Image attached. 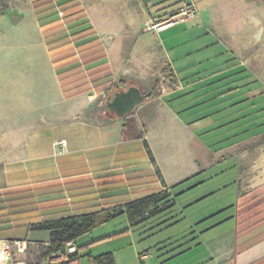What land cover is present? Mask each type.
Masks as SVG:
<instances>
[{"label": "crops", "instance_id": "1", "mask_svg": "<svg viewBox=\"0 0 264 264\" xmlns=\"http://www.w3.org/2000/svg\"><path fill=\"white\" fill-rule=\"evenodd\" d=\"M121 1L120 10L143 22V34L133 41L104 37L111 34L100 28L118 27L122 19L102 0H9L7 6L0 0V245L26 243L21 252L11 246L7 264H33L38 245L48 242L47 230L28 229L33 221L171 193L220 161L196 135L203 122L181 114L191 104L179 101L180 93L203 83L184 82L198 66H176L191 58L192 52L180 54L182 45L192 51L194 43H200L198 48L224 43L239 58L228 64V71L243 65L255 73L264 62V0H184L194 5L196 15L160 25L159 14L184 2L151 15L141 0ZM119 80L147 85V93L158 91L135 106L128 133L123 116L108 106L116 92L128 89H112ZM255 138L261 136L220 152L221 159L237 157L236 200L201 221L230 207L235 214L201 232L226 219L232 224L185 264H251L259 259L264 264V180L258 164L264 149L245 144ZM193 186L182 185L179 193ZM161 215L147 217L142 226ZM91 231L71 242L79 257L78 247L93 239ZM181 245L161 247L169 253L162 262L191 248ZM147 255L141 253L140 259Z\"/></svg>", "mask_w": 264, "mask_h": 264}, {"label": "rangeland", "instance_id": "2", "mask_svg": "<svg viewBox=\"0 0 264 264\" xmlns=\"http://www.w3.org/2000/svg\"><path fill=\"white\" fill-rule=\"evenodd\" d=\"M102 1H104L102 5L112 7L117 16L122 19L118 27L100 28L111 34L104 37L108 36L107 39L122 37L127 41H133L137 35L143 34L141 32L144 28L143 25L141 26L143 22L135 17L131 19L130 14L119 9L121 0ZM141 1L146 10L148 8L155 13L156 8L175 0ZM8 2L9 0H5L6 6ZM186 4L184 2L182 7ZM139 24L141 27L137 32L135 28ZM184 38L186 37L183 36L182 40ZM199 44L196 47L194 43L192 51L188 44L182 45L179 49L180 54L192 53L190 59L179 60L180 63H176V66L178 64L187 66L188 63L198 66L195 71L197 73L183 79L184 82L190 78L194 81H203L196 86L197 90L180 93L179 101L189 100L191 104V107L181 111V114L190 120L203 122L196 127V135L206 145L212 156L214 155L220 161L214 167L202 171L199 176L182 183L185 189L194 185L191 189L179 193L182 185L173 188L170 194L172 205L159 212L162 217L153 223L142 226L143 222H140L130 227L126 214L121 213L92 229L90 233L92 241L88 245L78 247L80 257L74 264H90L88 252L98 255L107 251L113 252L117 264H185L187 259L195 254L199 257L208 242L232 224L230 219H226L201 232L207 224L215 223L223 216L235 214L230 207L201 221L222 208L220 206L231 204L236 200L237 157L228 156L221 159L220 152L247 137L254 136H261V138L249 140L245 144L254 142L255 146L259 144L264 149V62L261 60V65L259 62V69L257 68L255 73L243 65L228 71L227 66L231 64L234 57L239 59L228 46L224 43L218 45L213 43L207 47L204 45L205 47L198 48ZM41 51L42 47L38 45L37 52L41 53ZM199 64L202 65L199 66ZM219 69L221 70L217 71ZM164 73L168 77L165 68ZM138 84L137 86L142 88L141 93L146 94L149 86L142 85L140 82ZM172 102L179 103L178 100ZM258 164L261 167L260 177L264 180V156H261ZM215 187L217 189L210 193ZM192 230L197 231L194 233ZM180 243H182L181 246L189 245L190 250L162 262L169 253H163L164 248L161 247L167 246L166 250ZM143 252L148 254L146 259H140V254ZM60 260L47 259L40 264H59Z\"/></svg>", "mask_w": 264, "mask_h": 264}, {"label": "trees", "instance_id": "3", "mask_svg": "<svg viewBox=\"0 0 264 264\" xmlns=\"http://www.w3.org/2000/svg\"><path fill=\"white\" fill-rule=\"evenodd\" d=\"M184 0H175L173 3L163 5L156 8L155 12H160L166 8L175 6ZM61 5V3H59ZM182 6L176 7L169 11H163L157 16L156 22L162 21L164 18H168L176 14ZM153 15V12L150 11ZM50 43H48L49 45ZM167 75L170 77V69L165 67ZM130 85H139L135 81L119 80L112 85L114 90H122L128 88ZM140 87V86H138ZM141 88V87H140ZM158 94L157 90L152 88L149 95L146 94L145 98L152 97ZM123 131L128 133L131 131L134 125V110H131L123 117ZM170 192L159 191L157 193H151L140 197L138 199L129 201L121 205H115L111 207H99L97 205H91L87 209L77 213L69 214L66 216H60L56 218L44 219L33 221L28 224L30 230H47L49 232V240L46 244H39L37 253L32 259L33 264H40L42 261L49 259L53 254L65 253L68 243L75 242L76 239L84 233L90 232L97 226L105 223L106 221L114 218L118 214L126 213L129 223L138 224L144 221L147 217L155 215L172 205L170 199ZM13 198H8L6 201H11ZM152 207L150 208V206ZM3 206L0 205V210ZM19 213V212H18ZM17 213V214H18ZM4 219V214H0ZM76 251L68 253L67 258L63 260V263H70L78 259ZM90 264H115L114 257L111 252L102 253L96 256H89ZM251 264H263L261 259Z\"/></svg>", "mask_w": 264, "mask_h": 264}, {"label": "built area", "instance_id": "4", "mask_svg": "<svg viewBox=\"0 0 264 264\" xmlns=\"http://www.w3.org/2000/svg\"><path fill=\"white\" fill-rule=\"evenodd\" d=\"M196 15V10L194 8V5L192 3H187L183 7L179 9V11L170 16L167 20L163 21L165 22H171L174 20H179L181 18L187 17V16H194ZM163 22L157 23L156 25H160ZM63 140L59 141L58 144H62ZM11 246H13L17 251L21 252L24 251L26 247V243L24 241L20 240H12V241H4L0 245V264H7V261L11 258ZM74 251V247L71 245V243H68L66 246L65 253H56L52 256L57 259L64 260L67 258V254Z\"/></svg>", "mask_w": 264, "mask_h": 264}, {"label": "water", "instance_id": "5", "mask_svg": "<svg viewBox=\"0 0 264 264\" xmlns=\"http://www.w3.org/2000/svg\"><path fill=\"white\" fill-rule=\"evenodd\" d=\"M149 95V93H146ZM142 94L136 86H130L125 91L115 93L113 99L108 103L111 110H114L118 116H124L135 108L146 96Z\"/></svg>", "mask_w": 264, "mask_h": 264}]
</instances>
